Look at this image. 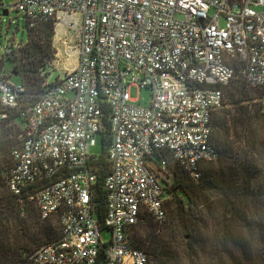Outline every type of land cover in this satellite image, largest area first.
I'll return each mask as SVG.
<instances>
[{"label":"built area","instance_id":"obj_1","mask_svg":"<svg viewBox=\"0 0 264 264\" xmlns=\"http://www.w3.org/2000/svg\"><path fill=\"white\" fill-rule=\"evenodd\" d=\"M12 11L29 27L53 21L56 37L78 39L77 66L63 67L55 81L51 71L35 101L0 75V136L13 116L24 121L2 173L6 187L23 210L34 203L43 220L57 216L61 226V237L28 260L97 264L106 246L105 264H149L132 229L145 214L166 221L171 161L200 179L203 163L218 160L212 121L225 87L236 77L264 86V0H17L10 7L0 0V21ZM133 88L149 91V103L133 99ZM105 102L109 242L95 216L91 155Z\"/></svg>","mask_w":264,"mask_h":264},{"label":"trees","instance_id":"obj_2","mask_svg":"<svg viewBox=\"0 0 264 264\" xmlns=\"http://www.w3.org/2000/svg\"><path fill=\"white\" fill-rule=\"evenodd\" d=\"M26 26L30 36H32L31 45L37 55L43 51L45 43H47L48 48L51 47L54 33L53 21L42 22L35 29L29 27L27 23ZM43 60L34 59L32 61L34 73L40 72V89H31L32 91H37H35L36 93L28 92V95L31 94L32 97L27 98V100L25 99L26 101L37 100L43 92V87L41 86L45 78L50 74L48 68H52L51 64L47 65ZM26 72L23 74L24 78L27 80L29 86H31L29 74ZM236 80L241 79L236 77L225 87V89L228 87L231 96L243 93L239 84H235ZM243 84L250 89H264V86L250 87L244 82ZM36 86L37 83L34 82L31 88ZM260 94L264 96V90ZM224 104L225 97L222 108ZM218 111L214 114L212 121V145L218 152L219 160L220 152L217 147L221 150H223V147L218 141L214 143L213 140L214 132L219 128L221 119V116H216ZM110 112L108 103H103L104 116L101 136L103 137L105 153L95 160L98 180L94 194L95 216L100 224L101 231L106 227L107 192L105 182L111 169L108 161V146L112 140ZM16 118L24 124L22 118L13 116L5 125H8L10 121H14ZM5 137H8L7 133H3V136L0 137V264H34L28 260L27 255L45 244L57 241L61 237L60 221L57 216L43 220L37 208L35 209L31 206L33 203L30 202L25 205L23 210V206L19 200L8 191L2 173L12 163L8 159L9 151L12 152L20 142L12 149L14 140ZM252 154H255V152L253 151ZM241 156V151H238L233 160V165L228 168L224 166L223 170L227 172L225 174L221 170V177L219 178L220 180L218 179L217 185L214 182V178H211L210 174L206 173V171L205 176L201 177L196 183L190 180L184 173L178 176L176 174L180 180V188L191 198L190 208L186 213L187 225L185 226V230L191 231L194 238L192 241H184V243H187L188 248V252L184 253L188 264H199L202 255L205 256V259L209 260L207 264H224L223 260L225 257L230 259L231 264H242L243 250H240V252L234 248L228 250L227 247L240 246L241 239L236 238V235L239 228H245L250 222V211L252 210H255L256 213L254 215L260 221V229L264 232V198H262L264 196V183L260 181L262 174L255 169L252 163H249L248 159H246V164L242 165ZM211 188L221 190L224 200L227 201L224 204L222 213H219L216 204L210 202L211 200L206 194L207 190ZM203 204L207 205L205 209H199ZM192 211L195 212L192 213ZM146 215L148 214L143 215V217ZM56 217L58 222L54 223L53 219ZM143 217L142 220L144 219ZM142 220L137 226L133 227L132 233L139 227ZM174 239L175 236L171 233L167 238L164 237L155 239L153 242L151 241L150 251L147 253L142 248L146 244L145 240L141 239L138 234L131 236L133 246L136 249L143 250L147 254L149 264H151V260L152 264H176L179 255L174 249ZM258 261L259 264L260 262L264 263V252L260 253ZM105 262L106 246H103L100 250L97 264H105Z\"/></svg>","mask_w":264,"mask_h":264},{"label":"rangeland","instance_id":"obj_3","mask_svg":"<svg viewBox=\"0 0 264 264\" xmlns=\"http://www.w3.org/2000/svg\"><path fill=\"white\" fill-rule=\"evenodd\" d=\"M3 2L6 6L10 7L16 4L17 0H3ZM37 26L33 28L35 29ZM56 34L54 25L51 47L48 48L47 43H45L43 51L37 55L31 45L32 36H30L26 22L19 13L12 11L0 21V75H3L14 84H22L26 88V100L32 97L31 94L28 95L29 93H36L35 91L40 89V72L34 73V66L32 64L34 59H44L43 62L47 65L51 64L55 66L56 71L52 70L51 67L48 68V72H54V81L59 76V72L64 70L63 67L72 70L77 66L78 39L76 35L69 34L66 37L59 34L56 37ZM25 72L29 74L31 86H29L27 80L24 78L23 74ZM34 82L37 83V86L31 88ZM235 84H239L243 93L231 96V92L227 87L225 89L224 107L216 114L217 117L221 116V119L219 128L214 132L213 140L214 143L218 141L222 145L223 150L219 149L215 144L220 152V158L211 164L203 163L201 177L205 176L206 171V173L210 174L211 178H214V182L217 185L221 177V170L226 174L227 171L223 170L224 166L226 168L232 166L236 153L241 151L242 165L246 164V159H248L249 163H252L255 169L261 172L262 177L260 181L264 183V96L260 94L264 89H250L241 80H236ZM31 89L37 90L32 91ZM130 92L131 97L143 105L149 103V91H140L133 88ZM3 133H7L8 137L14 140L13 149L21 141L22 134L24 133V124L18 119L12 120L8 125H3L0 137L3 136ZM253 151L255 154H252ZM104 153L103 137L99 135L96 146L91 149V155L98 158L103 156ZM8 159L11 161V151L8 153ZM171 166L174 171V177L172 182L167 186L170 199L166 202V221L160 224L155 222L149 215H146L131 236L138 234L141 239L145 240L146 244L142 248L148 253L151 241L153 242L155 239L164 237L167 238L172 233L175 236L173 240V242L175 241L174 249L179 255L176 264H188L187 258L184 257V253L188 252L187 243H184V241H192L194 238L191 231L185 230V226L187 225L186 213L190 208L191 198L180 188V180L177 176L184 173L195 183L201 177L198 180L193 179L188 172L173 161H171ZM206 194L210 198V202L216 204L219 213H222L224 204L227 201L224 200L221 190L211 188L207 190ZM206 204L201 205L199 209H205ZM31 206L35 209L37 208L34 203ZM255 213V210L250 211V222L245 228H239L237 232L236 238L241 239L240 246L227 247L228 250L231 248L239 252L243 250L242 264H259V255L264 252V232L260 229V221L254 215ZM53 222H58L57 217L53 219ZM186 236L187 238H185ZM111 238V230L108 227H104L101 232V240L109 242ZM223 261L224 264H231L230 259L227 257ZM208 262L209 260L205 259V256L202 255L199 264H207ZM260 264L264 263L260 262Z\"/></svg>","mask_w":264,"mask_h":264},{"label":"water","instance_id":"obj_4","mask_svg":"<svg viewBox=\"0 0 264 264\" xmlns=\"http://www.w3.org/2000/svg\"><path fill=\"white\" fill-rule=\"evenodd\" d=\"M4 15H5V16H7V15H8V13H5Z\"/></svg>","mask_w":264,"mask_h":264}]
</instances>
